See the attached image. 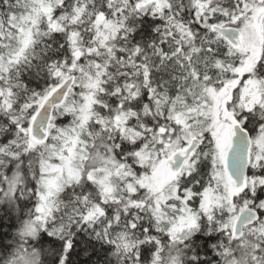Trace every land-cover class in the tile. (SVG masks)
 Returning a JSON list of instances; mask_svg holds the SVG:
<instances>
[{
  "label": "snow or ice",
  "instance_id": "snow-or-ice-1",
  "mask_svg": "<svg viewBox=\"0 0 264 264\" xmlns=\"http://www.w3.org/2000/svg\"><path fill=\"white\" fill-rule=\"evenodd\" d=\"M0 264H264V0H0Z\"/></svg>",
  "mask_w": 264,
  "mask_h": 264
}]
</instances>
